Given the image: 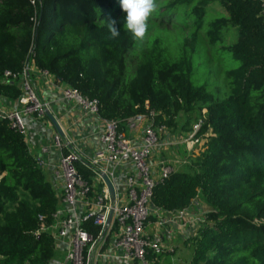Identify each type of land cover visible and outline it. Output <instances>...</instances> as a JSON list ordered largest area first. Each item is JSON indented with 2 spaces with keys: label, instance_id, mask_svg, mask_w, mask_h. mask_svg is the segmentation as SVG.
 <instances>
[{
  "label": "trees",
  "instance_id": "obj_1",
  "mask_svg": "<svg viewBox=\"0 0 264 264\" xmlns=\"http://www.w3.org/2000/svg\"><path fill=\"white\" fill-rule=\"evenodd\" d=\"M213 3L222 7L223 14L208 13ZM176 6L189 7L184 15H177L186 18L177 44L180 55L169 59L164 42L153 37L140 50L132 76L126 71L127 56L138 41L120 24L119 36L110 38L105 23L120 11L119 0H39L36 11L29 0H0V96L19 98V81L4 84L1 78L7 71L20 73L32 61L37 70L97 100L103 119L123 123L151 110L157 113L156 123L174 130L179 113L205 110L199 132L207 134L203 152L193 164H185L189 172L174 171L154 188L152 205L173 212L190 207L199 197L206 204L204 223L194 238L184 242L192 250L187 264H264L260 4L258 0H172L162 14L181 9ZM208 14L211 19L205 24ZM230 27L237 29V41L217 46L223 30ZM202 36L209 46H217L214 53L227 51L239 64L225 72L230 91L223 99L214 96L209 85L191 81ZM77 169L85 178L91 176L88 168L78 165ZM58 206L56 193L36 166L24 137L0 120V264L53 263L52 239L46 234L36 239L34 233L50 222Z\"/></svg>",
  "mask_w": 264,
  "mask_h": 264
},
{
  "label": "built area",
  "instance_id": "obj_2",
  "mask_svg": "<svg viewBox=\"0 0 264 264\" xmlns=\"http://www.w3.org/2000/svg\"><path fill=\"white\" fill-rule=\"evenodd\" d=\"M29 2L36 11L39 0ZM258 2L264 22V0ZM32 21L35 27L36 15ZM32 69L36 68L31 61L20 73L7 71L1 78L4 84L19 81L21 95L17 102L20 108L0 110V120H5L11 130L22 135L25 143L24 117L47 120L49 109L30 84ZM39 72L50 75L46 71ZM61 84L62 98L79 108L85 117L93 118L98 139L95 146L83 153L75 148L73 141L56 133L32 156L36 166L43 170L44 156L52 151L57 153L56 174L60 179L56 193L59 206L50 222L41 225L34 237L49 236L54 251L63 256L62 264H160L164 257L170 258L175 253L173 242L184 243L195 237L208 210H193L197 199L190 207L173 212L152 205L154 188L187 164L181 159L169 163L158 155L179 143L204 148L207 134L199 135L203 120L178 142L171 140L165 125L156 123L154 111L136 114L123 123L103 119L99 116L97 100L83 97L76 89ZM129 132L133 135L129 136ZM78 165L88 168L91 176L85 178L79 173ZM104 177L111 184L112 194ZM169 264L175 263L171 260Z\"/></svg>",
  "mask_w": 264,
  "mask_h": 264
},
{
  "label": "rangeland",
  "instance_id": "obj_3",
  "mask_svg": "<svg viewBox=\"0 0 264 264\" xmlns=\"http://www.w3.org/2000/svg\"><path fill=\"white\" fill-rule=\"evenodd\" d=\"M171 1L172 0H155L157 7L148 20V30L144 41L142 43L138 42L137 47L134 48V52L127 56L126 71L128 75L133 76L134 66L136 65L138 57L141 53L140 50H144L153 37L158 36L160 40L164 42L167 49V57L169 59L177 58L180 55V50L177 44L181 39V29L185 26L186 18L182 16L177 17V15H184V12H186L189 7L176 6L181 9H173L174 11H171L168 16H165L162 14V12L165 11L167 4ZM182 8L184 11H181ZM207 10L211 16L223 14L222 7L217 3L210 4ZM209 14L205 18V24H207V22L211 19ZM125 16L126 13L123 12L122 9H120L119 12H115L113 14V17L117 21V24H120L122 26H124L125 23ZM163 22L167 23L166 26L159 27L160 23ZM223 33L224 35L221 37L222 40L217 43V46H228L234 44L237 41L236 28L230 27L226 31L223 30L222 34ZM160 40L158 41L160 43V46L162 47V43ZM201 40L202 47L199 49L198 57L194 58V72L191 77V81L196 86L209 85L210 88H208V90L213 93L214 96L218 97L219 99H223L229 94L230 91L228 82L225 79V72L237 68L239 64L233 59L231 53L227 51H220L218 54L214 53L213 49H216L217 46H209L207 39L204 36H202ZM170 55H172L173 57H170ZM203 113H205V110L201 112V114ZM201 114H199L197 110L189 113H179L175 118V122L177 124L176 129L173 130L172 128H168V132L171 135V140H177L178 142H181L186 134L193 129V127L198 123L199 120L202 119L200 116ZM187 121L188 126L184 127ZM183 127L186 129L183 130ZM202 152V146H197L196 144L189 143H179V145L177 146H172L167 150L160 152L158 156L159 158L170 161L169 163L180 158L181 160H185L187 163L193 164L194 161H196L197 158L200 157ZM187 167L188 165H182L178 170L185 171L186 169V171L189 172L190 169H188ZM193 207L194 208L192 209L196 210V212L198 208L203 211L208 210L201 197L197 199V205H194ZM182 242L183 241H175L172 243V245L178 249L177 253L168 258V262H171V260H173L175 264H177L178 261H182L183 263L187 264L191 259L192 250L186 248L181 250L180 248ZM160 264H163V262H161Z\"/></svg>",
  "mask_w": 264,
  "mask_h": 264
},
{
  "label": "crops",
  "instance_id": "obj_4",
  "mask_svg": "<svg viewBox=\"0 0 264 264\" xmlns=\"http://www.w3.org/2000/svg\"><path fill=\"white\" fill-rule=\"evenodd\" d=\"M30 84L38 97L49 105L47 111L55 120L58 129L55 128L53 122L49 119L37 121L34 117L25 116V124L27 126V146L32 156L38 154L39 149L49 143L53 135L62 134V138L71 140L75 143V148L85 153L91 147L97 144V127L91 117H85L82 111L72 103L65 101L61 95L62 84L52 75L45 76L37 69L30 70ZM20 105L17 99H9L0 96V110L9 111L19 109ZM129 136L133 132L128 133ZM171 135L169 134V137ZM77 146V147H76ZM163 159V158H162ZM180 159V158H178ZM45 167L42 170L46 181L53 187L55 193H58L60 179L57 176V165L59 163L58 154L54 151L44 156ZM187 248L182 242L181 250ZM175 249V253H177ZM174 253V254H175ZM167 257L164 258L163 264H169ZM63 256L59 251H54V264H62ZM177 264H185L178 261Z\"/></svg>",
  "mask_w": 264,
  "mask_h": 264
},
{
  "label": "clouds",
  "instance_id": "obj_5",
  "mask_svg": "<svg viewBox=\"0 0 264 264\" xmlns=\"http://www.w3.org/2000/svg\"><path fill=\"white\" fill-rule=\"evenodd\" d=\"M120 7L126 13L124 27L134 40L143 42L148 30V20L156 10L155 0H119ZM110 38L120 34L117 21L110 16L105 19Z\"/></svg>",
  "mask_w": 264,
  "mask_h": 264
},
{
  "label": "water",
  "instance_id": "obj_6",
  "mask_svg": "<svg viewBox=\"0 0 264 264\" xmlns=\"http://www.w3.org/2000/svg\"><path fill=\"white\" fill-rule=\"evenodd\" d=\"M48 117H49V119L53 122V125L55 126V128L58 129V126H57L55 120L53 119V117H52L50 114H48ZM103 179H104V182H105V184L107 185V187H108V189H109L110 194H112L113 191H112V187H111L110 182H109L108 179L105 178V177H104Z\"/></svg>",
  "mask_w": 264,
  "mask_h": 264
}]
</instances>
